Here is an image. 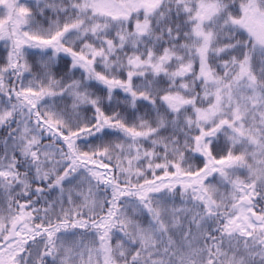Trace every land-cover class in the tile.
I'll list each match as a JSON object with an SVG mask.
<instances>
[{"label": "snow or ice", "instance_id": "1", "mask_svg": "<svg viewBox=\"0 0 264 264\" xmlns=\"http://www.w3.org/2000/svg\"><path fill=\"white\" fill-rule=\"evenodd\" d=\"M0 264H264V0H0Z\"/></svg>", "mask_w": 264, "mask_h": 264}]
</instances>
